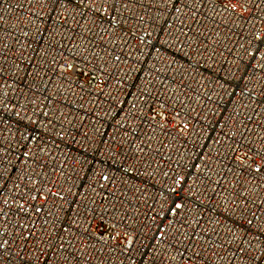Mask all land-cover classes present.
<instances>
[{"label": "built area", "instance_id": "2783aa9c", "mask_svg": "<svg viewBox=\"0 0 264 264\" xmlns=\"http://www.w3.org/2000/svg\"><path fill=\"white\" fill-rule=\"evenodd\" d=\"M0 264H264V0H0Z\"/></svg>", "mask_w": 264, "mask_h": 264}]
</instances>
